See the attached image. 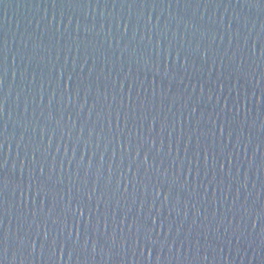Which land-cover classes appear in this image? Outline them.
Masks as SVG:
<instances>
[{"label":"water","instance_id":"1","mask_svg":"<svg viewBox=\"0 0 264 264\" xmlns=\"http://www.w3.org/2000/svg\"><path fill=\"white\" fill-rule=\"evenodd\" d=\"M0 264H264V0H0Z\"/></svg>","mask_w":264,"mask_h":264}]
</instances>
